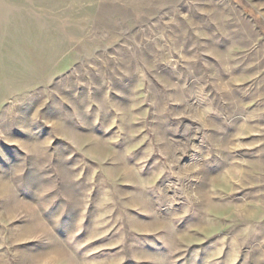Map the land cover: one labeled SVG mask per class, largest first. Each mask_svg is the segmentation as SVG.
<instances>
[{
    "label": "rangeland",
    "instance_id": "obj_1",
    "mask_svg": "<svg viewBox=\"0 0 264 264\" xmlns=\"http://www.w3.org/2000/svg\"><path fill=\"white\" fill-rule=\"evenodd\" d=\"M0 264H264V0H0Z\"/></svg>",
    "mask_w": 264,
    "mask_h": 264
}]
</instances>
